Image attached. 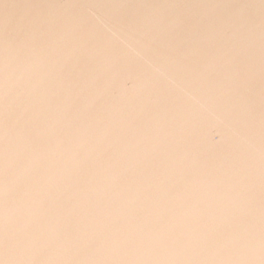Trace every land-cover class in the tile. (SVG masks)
Listing matches in <instances>:
<instances>
[{"label":"water","instance_id":"95a60500","mask_svg":"<svg viewBox=\"0 0 264 264\" xmlns=\"http://www.w3.org/2000/svg\"><path fill=\"white\" fill-rule=\"evenodd\" d=\"M96 1L100 10L113 8V1ZM121 1L123 11L151 16L154 23L180 21L181 10L169 2L135 9L132 0ZM250 1L256 2L202 0L205 14L186 15L202 21L173 26L186 37L183 48H211L226 93L246 83L264 100V85L248 68L264 63L258 22L264 0ZM149 24L142 25V45L126 52L123 36L102 31L86 38L76 59L68 61L69 50L61 46L42 54L41 64L20 48L18 38L27 31L0 13V264H264V164L258 175L232 157L264 135V112L251 114L249 107L236 108L234 98L210 93L179 107L182 116L168 118L176 105L162 83L153 86L139 76L108 84L120 77L119 69L153 74L155 60L145 52L154 38L174 51L172 35ZM141 57L142 69L130 67ZM144 87L151 88L147 96ZM90 90L108 96L109 111L86 96ZM112 126L102 140L106 150L86 149ZM261 141L256 151L264 161ZM190 163L199 166L187 168ZM199 178L205 179L200 186Z\"/></svg>","mask_w":264,"mask_h":264},{"label":"bare ground","instance_id":"6f19581e","mask_svg":"<svg viewBox=\"0 0 264 264\" xmlns=\"http://www.w3.org/2000/svg\"><path fill=\"white\" fill-rule=\"evenodd\" d=\"M110 1H113V8L111 11L100 10L102 5L96 0H88L87 2L84 0H0V13L6 11L7 18L10 22H14L18 27L24 28L27 31L24 36L18 38V42L21 44L20 48L29 53L28 59L37 60L35 63L38 62L41 64L46 60V57H43L42 54L50 52L54 47L60 48L61 46L69 50L66 56L68 61L70 59H76L85 48L86 38L96 33L99 34L102 31L107 34H114L116 37L123 36L124 38L120 37L122 40L119 42L121 46L126 48L123 52L134 49L132 47H136L137 44L142 45L139 40L142 38L140 34L144 31L142 30V25H148V23H150L148 26L149 30L155 28L156 31L158 29H160V31H165L167 38L170 37V34L172 35L170 40L173 42V45L177 42L173 48L174 51L168 52V47L172 45L168 43V41L162 42L160 37H156L152 42L147 44L150 46L151 51L145 52L148 57L151 56L155 60L154 63H151L154 67H150V69L154 71L153 74H132L128 71L127 75H125L124 71L119 69L120 77L106 79L108 84H116L118 80L127 82L134 81L139 76H144V79L151 82L153 86L156 85L157 82L162 83V85L169 88L168 94H173V102L176 105L172 106L170 111H168V118H178L182 116L183 112L179 107H183L189 103L190 107H192L193 104L202 102L205 94L210 95V93H214L218 96L228 95L234 98L233 105H235L236 108L242 109L244 107H249V109H253L251 114L264 112V100H260L255 96V87L253 85L241 83L240 88L232 85L231 89L226 93L225 86H223L225 83L218 77L221 76L220 73L222 69L216 67V59L214 60V57L211 56L210 47L205 48L197 45L194 51H190L189 47H182L181 41L186 37L181 38L180 34H175L177 29H175L173 25L176 23L182 24V22L197 24L199 21H202L204 16L200 19L186 17L187 14H192L194 10L196 12L197 10L201 11V9H203L202 12L205 14L206 10L202 0H132L135 9L142 4L147 8L148 5H154L155 3L153 2L164 1V3L169 2L170 6L175 10H181L180 13H177L178 19L180 20L179 22H173L167 17V19L164 18L163 21L157 23H154L155 19L151 16L146 17L134 11H123L121 8V0ZM142 1H148V3L145 4ZM244 1L250 3L256 2L250 0ZM174 2L181 5H176ZM182 5L184 6L183 9ZM260 5L264 8V3ZM215 8L218 9L220 7L216 6ZM241 10L246 12L249 11L248 8H241ZM154 11L156 12L157 10ZM131 16H138L139 18H136L137 20L134 19L136 22H133L132 18H130ZM247 19L252 23L257 22L251 18ZM258 22L264 27V20H259ZM130 27L132 28L131 30ZM133 31H137V33L133 34ZM32 35L37 36V42L34 44L29 43ZM92 39H90L91 42ZM153 55L156 56L153 57ZM120 56L123 58L124 53L120 52ZM147 60L148 59H146V61ZM143 62L144 58L141 57L136 60L135 63L131 64L130 67L135 70L137 68L142 69ZM26 66L32 69L35 67L29 63ZM118 68L124 69L125 67L120 65ZM248 68L249 73L257 74V77H259L258 81L260 80V83L264 85V78H262L264 75V63L250 64ZM130 70L132 72L135 71L132 69ZM179 74L181 75L179 76ZM84 77H90V75L85 74ZM93 77L95 76L93 75ZM101 78L105 79V77ZM146 88L148 91L151 89L150 87H144L145 96H147L148 93V91L146 92ZM168 94L162 90H159L158 93V95L163 96ZM89 95H92L98 101L101 109L107 106V111L110 110L109 101L107 99L108 96L103 92L90 90L86 96ZM220 98L222 97L218 99ZM71 102L75 104L74 100ZM69 117L70 116L66 117V120H69ZM128 122L130 125L134 123L132 120ZM259 122L260 121L256 119L254 121L255 126H257ZM71 123L72 120L68 122L66 133L69 132ZM79 123L82 124V118ZM115 128L116 126H112L108 130L103 129L97 137L90 139V143L86 149L91 146V149L94 151L106 150L108 145L106 143L104 145L102 140L107 137L108 134H112L114 132L112 129ZM78 134V130L75 127L74 136ZM258 136L264 139V135L259 133L254 137ZM260 138L249 139L248 141H251L250 143L247 141L238 152L235 150L232 154V157L241 161L238 165L241 166L243 170L256 171L258 175L261 172V164H264L261 151H256L258 147L261 146L262 141ZM108 139L109 138L106 140ZM236 145L239 146L240 143ZM224 153L225 152H222L221 156H224ZM198 166V164L196 166L190 163L187 168L196 169ZM204 180L205 179L199 178L200 182L198 186H200ZM198 186L196 188H199ZM194 190L195 189H192V191ZM216 210L217 209H214L212 212Z\"/></svg>","mask_w":264,"mask_h":264}]
</instances>
